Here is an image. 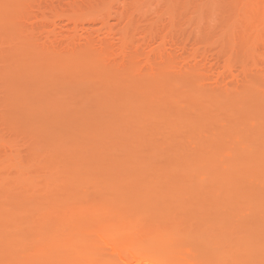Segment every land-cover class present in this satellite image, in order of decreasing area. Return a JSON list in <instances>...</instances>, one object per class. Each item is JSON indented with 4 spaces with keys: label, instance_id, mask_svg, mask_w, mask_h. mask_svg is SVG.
I'll use <instances>...</instances> for the list:
<instances>
[{
    "label": "rangeland",
    "instance_id": "374dc122",
    "mask_svg": "<svg viewBox=\"0 0 264 264\" xmlns=\"http://www.w3.org/2000/svg\"><path fill=\"white\" fill-rule=\"evenodd\" d=\"M263 1L0 0V264H264Z\"/></svg>",
    "mask_w": 264,
    "mask_h": 264
},
{
    "label": "bare ground",
    "instance_id": "6f19581e",
    "mask_svg": "<svg viewBox=\"0 0 264 264\" xmlns=\"http://www.w3.org/2000/svg\"><path fill=\"white\" fill-rule=\"evenodd\" d=\"M263 0H261L262 2ZM264 2V1H263ZM260 3V2H258ZM106 243L121 257L122 264H210L212 256H206L201 249L192 245L171 244L166 247L168 255L163 257L156 250L134 242L121 245L116 239L106 235ZM181 244V245H180ZM167 246V245H166Z\"/></svg>",
    "mask_w": 264,
    "mask_h": 264
}]
</instances>
